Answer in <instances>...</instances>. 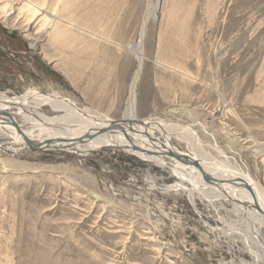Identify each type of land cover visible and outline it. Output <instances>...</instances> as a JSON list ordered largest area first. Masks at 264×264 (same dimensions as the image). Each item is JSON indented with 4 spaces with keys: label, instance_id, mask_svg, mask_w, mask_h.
<instances>
[{
    "label": "rangeland",
    "instance_id": "374dc122",
    "mask_svg": "<svg viewBox=\"0 0 264 264\" xmlns=\"http://www.w3.org/2000/svg\"><path fill=\"white\" fill-rule=\"evenodd\" d=\"M147 5L136 119L192 131L155 136L264 190V0H0V93L122 121ZM24 145L0 131V264H264L233 204L176 191L194 186L167 167Z\"/></svg>",
    "mask_w": 264,
    "mask_h": 264
},
{
    "label": "bare ground",
    "instance_id": "6f19581e",
    "mask_svg": "<svg viewBox=\"0 0 264 264\" xmlns=\"http://www.w3.org/2000/svg\"><path fill=\"white\" fill-rule=\"evenodd\" d=\"M152 6L154 7V5ZM152 15L153 12L149 7L142 22L139 44L132 51L135 53L139 65L130 84L127 108L122 121L110 120L88 108L79 109L72 106L67 100L57 97L55 92L46 95L36 89H29L20 97L14 98L0 93V98H2L0 99V131L11 135L15 141L23 146L27 144V146L42 151H56L52 148L56 146L62 147V150L65 149L66 152L76 156H86L89 155L90 151H94L93 148L96 145L102 144L105 147L114 145L137 158L148 162L152 161L162 168L167 167L178 179L194 186L193 191H190V188L183 184H179L180 187L173 185L176 191L183 189L190 196L197 193L199 197L209 202L217 199L231 202L237 214L243 217L242 221H245L247 230L244 231L243 229L242 235L247 232L246 236L250 242H253L264 252V242L261 240L258 231L259 228L264 229V215L255 210L257 207L264 213V190L252 180L239 178L230 166L220 164L208 154H202L201 157L199 154L198 156L194 154L193 158L187 157L175 150L168 142L162 143L155 136V133L161 130L169 133L177 132L179 136L186 137L188 134L195 136L192 131L189 133V131L181 130L179 127L164 126L160 128L156 123H149L148 120L139 121L135 117L134 97L136 83L139 79V66L142 63L140 42L142 43L148 19ZM76 80L81 82L79 79ZM92 95L99 99L107 98L101 92L94 93L93 91ZM44 106H49L57 111H64L65 115L68 116L65 118L68 119L51 118L37 111ZM114 122L127 123L129 126L116 125L118 127H115ZM76 137L82 141L76 142ZM88 137L91 138L88 139ZM80 147L88 151H83ZM77 151H83V153ZM171 152L180 155L184 160L179 157H171ZM203 159L211 161L210 164L204 163L205 160L200 162ZM149 187L155 188V184L150 183Z\"/></svg>",
    "mask_w": 264,
    "mask_h": 264
},
{
    "label": "water",
    "instance_id": "95a60500",
    "mask_svg": "<svg viewBox=\"0 0 264 264\" xmlns=\"http://www.w3.org/2000/svg\"><path fill=\"white\" fill-rule=\"evenodd\" d=\"M2 112V111H1ZM113 125L115 126V127H118V126H116V125H119V126H129V124H127V123H123V122H114L113 123ZM57 141V140H56ZM82 140H79L77 137H76V142H81ZM58 142V141H57ZM27 148H29V149H31V150H34V151H36V152H46V151H42V150H38L37 148H35V147H31V146H26ZM53 148V150H56V151H65V149L64 150H62L63 148L62 147H56V146H53L52 147ZM48 151H52V150H48ZM66 152V151H65ZM171 157H174V158H177V157H179L180 159H182V160H184V158L183 157H181L180 155H178V154H176L175 152H171ZM255 210L258 212V213H260V214H263L264 215V213L263 212H261L257 207H255Z\"/></svg>",
    "mask_w": 264,
    "mask_h": 264
}]
</instances>
